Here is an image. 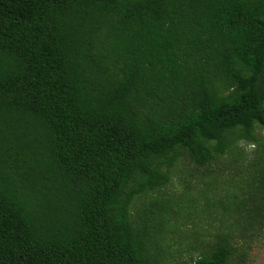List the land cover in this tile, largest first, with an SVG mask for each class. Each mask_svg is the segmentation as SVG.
Wrapping results in <instances>:
<instances>
[{
  "label": "trees",
  "instance_id": "trees-1",
  "mask_svg": "<svg viewBox=\"0 0 264 264\" xmlns=\"http://www.w3.org/2000/svg\"><path fill=\"white\" fill-rule=\"evenodd\" d=\"M239 140L236 230L181 264L264 233V0H0V264H164L172 204L135 200Z\"/></svg>",
  "mask_w": 264,
  "mask_h": 264
},
{
  "label": "rangeland",
  "instance_id": "rangeland-1",
  "mask_svg": "<svg viewBox=\"0 0 264 264\" xmlns=\"http://www.w3.org/2000/svg\"><path fill=\"white\" fill-rule=\"evenodd\" d=\"M237 146L239 157L228 153L205 167H196L188 158H181L171 170V182L163 189L168 196H141L135 200L132 208L135 215L154 199L169 200L172 204L159 239L160 246L165 249L164 264H181L196 257L204 245L217 240L215 235L236 230L233 228L235 216L227 213L224 217L220 204L232 198L226 195L238 191L242 184L239 171H244L243 164L252 160L256 150L255 144L244 140H239ZM207 187L210 196H203ZM184 190L193 196H180ZM234 242L238 248L234 261L238 264L243 252L246 255L241 264H264V233L251 241L238 237Z\"/></svg>",
  "mask_w": 264,
  "mask_h": 264
}]
</instances>
